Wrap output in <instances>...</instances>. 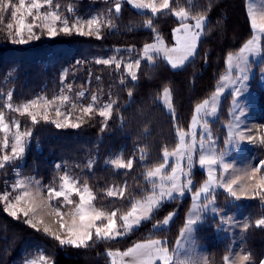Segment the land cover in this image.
Returning a JSON list of instances; mask_svg holds the SVG:
<instances>
[{"label": "trees", "instance_id": "1", "mask_svg": "<svg viewBox=\"0 0 264 264\" xmlns=\"http://www.w3.org/2000/svg\"><path fill=\"white\" fill-rule=\"evenodd\" d=\"M54 1L61 5L64 14H68V8L72 7L73 14L81 17L107 12L112 7L105 0ZM170 3L174 7H185L192 14L206 11L197 53L179 70L171 69L162 59L153 64L141 62L136 81L124 74L123 69L118 74L114 66L97 65L95 60L139 54L143 45L153 43L157 35L167 47L174 46L173 29L178 28L180 22L171 13L153 16L122 3L121 13L113 16L115 28L103 29L99 40L76 33L55 37L45 34L40 39L19 44L10 42L6 33L0 32V111L9 122L18 120L23 131L31 132L30 147L24 158L0 169V192L6 187L9 189L14 170L19 168L21 173L55 187L59 186V177L67 172L81 184L87 182L96 197L93 203L98 209L119 210V215L128 210L132 198L149 194L151 184L145 173L164 162L162 154L165 150L176 148V127L187 130L195 106L209 99L220 82L226 70L227 55L238 52L253 34L247 0H170ZM146 19L153 20L155 32L143 27ZM62 76L63 84H73V97L75 92L84 90L87 92L86 102L93 93L101 96V102L109 98L117 101L106 125L98 115L91 119L84 117L86 122L80 121L78 128H57L51 121L43 119H37L33 124L27 115L2 107L9 92L13 94L14 105L41 95L55 96L63 87ZM98 76L99 80L96 79ZM252 86L258 94L264 116V92L258 84V75ZM165 88L171 94L173 115L166 112L161 102ZM230 103L231 97L227 95L221 104L218 120L212 124L214 129L223 130L220 125L228 122ZM5 151L9 152L8 149ZM141 152L145 154L143 160ZM114 155H120L125 162L133 159V168L115 169L108 165L109 158ZM192 177L195 179L194 192L206 176L196 169ZM125 185L126 197L105 195L108 189ZM225 197L219 195L220 206H227ZM191 203L189 196L165 202L150 220L141 223L129 235L114 240L94 239L88 246L76 248L59 245L43 231L24 224L22 216L19 219L11 217L0 202V264H22L25 259L41 254L47 256L51 264H110L109 251H125L148 238L166 239V246L171 250L185 224ZM242 204L251 216L244 248L254 261L259 262L264 259V227H257L254 222L264 210L256 200ZM170 212H175L176 216L169 227L154 230V226ZM217 222L211 219V223L196 231L198 243L208 250L209 264H223V256L229 254L230 240L219 236Z\"/></svg>", "mask_w": 264, "mask_h": 264}, {"label": "snow or ice", "instance_id": "2", "mask_svg": "<svg viewBox=\"0 0 264 264\" xmlns=\"http://www.w3.org/2000/svg\"><path fill=\"white\" fill-rule=\"evenodd\" d=\"M105 3L112 5L107 12H101L88 19L69 18L61 10V5L54 0H0V32L6 33L8 40L12 43L24 44L33 39H40L41 35L55 37L58 34L70 35L76 33L81 36L95 37L102 39V30L105 28H115L113 20L114 15L122 11V3H126L137 10L148 9L155 16L158 13L168 12L178 18L180 26L173 29V35L176 38V46L166 48L160 37L156 36V43H145L141 49V58L125 62L113 55L108 58L96 59L97 65L114 66L116 73H123L137 80V72L141 61L146 59L151 62L154 59L152 55L163 54L172 69H177L184 65L186 61L194 57L198 50V40L202 36V29L205 27L206 11L192 14L189 9L181 6H173L170 0H105ZM72 12L71 7L68 8ZM249 17L251 20V29L253 34L235 54L227 55L226 64L229 69V75L221 76V84L218 85L212 93L211 99H205L202 103L195 106L194 114L191 116V122L188 130L185 131L179 126L176 127V136L178 143L176 150L163 152V163L158 167L150 168L145 173L146 180L151 184L149 194L141 198H132L129 201L130 207L124 214L119 215V210H99L93 207V201L96 199L90 190L87 182L83 186L79 185L75 177L67 172L59 177V187L52 185H41L39 180L31 177L17 179L11 185V190L7 187L0 192V202L4 204V211L15 219L23 217V223L29 227L43 231L51 236L59 245H70L76 248L88 246L90 241L95 240H114L117 237L125 236L134 227L139 226L143 221L150 220L152 214L158 210L165 201L174 199V193L183 196L185 189L193 183L188 177L191 175L193 166V154L197 151L199 145L198 164L201 168H208V178L204 183L191 194L193 208L190 210L188 218L181 229V237L184 240H190L194 231V226L202 220V213L211 210L219 214L216 207H210L214 204V199L209 200L205 197V203L197 204L202 194L210 193L211 190L219 187L235 200L241 198H259L264 205V159L259 160L255 165L249 163L243 168L235 169L228 176L233 165L223 162V154L217 156L210 148L206 149V142L211 143V133L208 132L207 140L203 130L207 129V124L201 125L202 132L199 141L196 139V129L194 126L200 125L198 117L201 113L212 115L216 111V104L221 94L228 86H234L233 98L239 97L247 91L246 82L249 80L251 65L249 56L253 58L261 55L260 35L264 34V13L259 18L252 7L249 8ZM29 18H31L29 20ZM193 21L187 23L186 21ZM145 29H156L153 27V20L146 19L143 23ZM39 29V34L35 31ZM118 51V50H117ZM133 51V49H128ZM235 75H232V70ZM91 76V73H89ZM97 80L100 77H96ZM264 80V74L261 76ZM64 77H61L63 84ZM124 83L123 78L120 81ZM64 88L67 89L65 93ZM73 92V84H63L61 93L51 100L44 97L29 100L20 105L12 103V92L7 93V100L2 107L11 112H19L20 115L27 114L31 117L33 124L37 122V117L41 115L44 121L49 120L48 110L54 107L56 119L51 122L57 128L72 127L78 128L80 123L72 122L69 117L79 108L80 115L76 120L86 122L84 117L91 119L93 115L102 118L104 124L111 118L114 106L117 101L109 98L107 102H101V96L93 93L91 102L87 105L80 103V99L86 96V91L75 92V99L69 94ZM165 97L168 95V89H164ZM111 96V94H110ZM132 93L129 92V98ZM211 104V112L207 108ZM68 108L67 113L62 108ZM243 114V110H241ZM15 127V131H13ZM229 132L225 144L238 145V142L247 141L251 144L264 146V131L259 136L252 134V129L242 130L240 116H235L233 121L227 125ZM264 128V126H262ZM0 133H4L3 140H0V169L18 158H21L25 152L27 138L31 135L29 131H20V124L13 119L6 123L5 114L0 111ZM11 134V139H9ZM10 147V152L5 151ZM144 153L141 152V160L144 159ZM185 161V166L180 163H173L171 171H166L169 164V158ZM133 159L126 162L120 158L111 161V164L117 169H132ZM220 165L219 177L215 174L213 166ZM92 164L89 162L88 167ZM59 167V166H58ZM181 177H184L182 180ZM126 185L123 188H111L105 193L107 197H126ZM79 197L78 202L73 196ZM62 198V199H61ZM55 201V203H52ZM72 205L73 207L65 213L62 208ZM53 217L52 224L58 225V229L53 228L52 224L46 222L44 216ZM175 213L170 212L163 219V225H168ZM68 217V219H66ZM99 222V223H98ZM222 224L233 223L230 217H222ZM257 227L264 226V218L255 221ZM156 226H154L155 228ZM249 227L247 223L242 225V230ZM182 247V245H180ZM113 257L112 264H209L206 258L197 255L190 256L187 259L180 258L178 249H171L166 246V241L161 239L148 238L142 242H136L122 252L107 253ZM223 264H254L250 254L238 252L234 256L226 254L223 256ZM26 264H51L50 259L41 254L36 259L26 261ZM259 264H264V259L259 260Z\"/></svg>", "mask_w": 264, "mask_h": 264}, {"label": "rangeland", "instance_id": "3", "mask_svg": "<svg viewBox=\"0 0 264 264\" xmlns=\"http://www.w3.org/2000/svg\"><path fill=\"white\" fill-rule=\"evenodd\" d=\"M72 9L74 10V8H72ZM135 10H137V9H135ZM137 11L151 13L150 10H148V9L137 10ZM65 15L68 16L69 18H72V19H75L77 17L81 18V19H88V18H91L92 16H94V15H91L89 17H81V16L73 14V11L72 12L68 11V14H65ZM30 19L31 18H29V20ZM176 19L178 20V18H176ZM186 22L187 23H193V21H191V20L186 21ZM35 31L37 33L40 32L39 29H35ZM201 31H202V35H203V29ZM258 35H260L261 55H259L256 58L249 56V63L251 65V70L249 72V80L246 82L247 91L243 92L241 96L235 98V100H234L233 95H232V93L234 91V86L230 85V86L226 87L225 91L221 94V97L217 101L215 113H213L212 115H205L204 113H201L200 116L198 117V119L200 121V125L194 126L196 129V133H197L196 139H197V141H199V139L201 137V132H202L201 125H203L205 123L207 124V129L203 130V134L205 136V139L207 140V135H208V132L210 131L212 140H211L210 145H209V143L206 142L205 148L206 149L210 148L217 156H220L221 154H223V162L230 163L233 165V169H230L229 173H225L226 176H228L230 173L234 172L235 169L243 168L245 165H247L249 163L255 165L259 162V160L264 159V146L259 145V140H258L257 144H255V145L251 144L247 141L238 142L237 146H234L231 143L227 144V145L225 144V140L228 138V132H229L227 125L229 124L230 121H233L235 119V116H240V122H241V129L242 130L252 129L253 130L252 134L254 136H257V137L259 136L260 132L264 131V128H262V126H264V116H263V112L261 110V107L259 106V97H258V94H256V92L252 86L254 77L256 75H258V84L264 92V80H261V76H262V74H264V49H263L264 48V34H258ZM160 39L163 41L162 38H160ZM174 39L176 41L175 36H174ZM199 40H198V42H199ZM153 43H156V39ZM163 45L166 48H170V47L166 46L164 41H163ZM175 46H176V44L172 47H175ZM129 52H131V51H129ZM152 55L154 56L153 61L149 62L146 59H143L141 62H147L149 64H153L156 62L157 59H162L168 64L167 59L163 56V54L156 55L155 53H153ZM105 58H107V57H105ZM117 58H119L125 62H128L131 60L140 59L141 58V52L139 54L129 55L128 57H123V56L117 55ZM99 59H102V58H99ZM188 61H186L185 64ZM168 65L171 67L170 64H168ZM184 65H181L177 69H173V70H179V69L183 68ZM258 65H260V68L258 67ZM171 69H172V67H171ZM135 70L137 72L138 69H135ZM227 75H229V69H228L227 64H226V70L222 74V76H227ZM232 75L233 76L235 75L234 69L232 70ZM220 84H221V81L218 83V85H220ZM64 91H65V93H67L66 88L64 89ZM60 93H61V90L55 96H53L51 98H49L45 95H41L39 97H44L45 99L51 100L54 97L58 96ZM69 94L72 96L71 93H69ZM86 94H87V92H86ZM227 95H229L231 97L230 109H229V113H228V122L226 124L220 125L221 128H223V130H221V129L218 130V128L214 129L212 124H213V122L218 120L221 104ZM85 97L80 99V103L83 105H87L88 103L91 102V99L89 101L87 100V102L84 101ZM37 98L38 97H36L34 99H37ZM73 99H75V97H73ZM210 99H211V97L208 100H210ZM161 102L164 105L166 112L168 114L173 115V106H172L171 94H170L169 90H168L167 97H165V93H163L162 98H161ZM241 110H243V114H241ZM40 111H41V115L38 116L37 119H43L42 118L43 109H41ZM62 111H65L67 113L68 108L67 107L62 108ZM207 111L211 112V104H209ZM15 113L20 115L19 112H15ZM25 115H27V114H25ZM48 115H49L48 121H52L53 119H56L54 107L49 108ZM77 115H80L79 108H77L72 113V115L69 117V119L74 123H80V121L76 120ZM28 117L31 119L30 116H28ZM5 118H6V116H5ZM6 123H10L7 120V118H6ZM15 130H16L15 127H13V131H15ZM187 130H188V128H187ZM187 130H185V131H187ZM20 131H23L21 129V126H20ZM30 136L27 138V143L25 145V152L23 153L22 157L18 158V159H23L25 154H26L27 149H29V147H30L29 141L31 139ZM3 138H4V133H2V139L1 140H3ZM9 139H11V134H9ZM177 140H178V138H177ZM220 141L222 142L221 144H220ZM8 150L10 152V147L8 148ZM175 150H176V148H174L173 150H171L169 152H173ZM199 154H200V150H199V145L197 144V151L193 154V166L191 169V175L188 177V179H191L193 183L189 186L188 189H185V194L183 196H179V195L174 193L173 194L175 196L174 199L182 200L187 196H189L191 198V194L193 192L192 188L195 184V179L192 177V175L196 169L200 172H203L206 176V179L208 178V168L207 167L201 168L198 164ZM116 158L122 159L120 155H114L111 158H109L107 164L114 167L111 164V161L116 159ZM173 163H180L182 166H185L186 171L188 170L186 165H185V161H180V160H178V158L174 159V158L170 157L169 158V164H168V166H166V171H168V172L171 171V165ZM58 164H60V163H58ZM213 167L215 169V174L218 178L219 172H220L219 163ZM115 169H117V168H115ZM69 175L72 176L71 174H69ZM27 177H31L34 180H38L34 176H27L26 174L21 173L19 168H15L12 184H14L17 179H24ZM181 179L183 180L184 177H181ZM77 182L79 185L83 186V184H81L78 180H77ZM11 185L9 187V190H11ZM41 185L47 186L43 182H41ZM57 187H59V186H57ZM118 188H122V187H118ZM220 194H223L224 196H226L225 202H226L227 206L221 205L222 206L221 207L220 204L218 203V197ZM205 197H207L209 200L214 199V204H212L210 207H216L219 210V214L211 212L210 209H209V211L202 213V220L197 225L194 226V231L192 233L191 239L190 240H184L181 237V233H180L176 243L174 244L173 249H178V251L180 252V258L181 259H187L190 256L197 255V256H200L202 258H206L208 260V250L204 245L198 243L196 231L199 227L203 226L204 224L211 223V219H212V220L218 221L217 222V230H219L218 231L220 233L219 236L220 237L223 236V237L228 238L230 240L229 254H231L233 256L238 252H243V253L248 254V252L244 248V242L247 238V234L249 232V228L251 225V216L248 213L245 205L242 204V202L256 200V202H258L264 210V205L261 204L260 199L257 197V198H241L240 200H235L234 198L230 197L228 195V193H226L222 188L217 187L214 190H211L210 193L202 194L201 199L199 201H197V204L205 203L206 202ZM72 198L77 202L79 200V197H77L75 195ZM174 199H171L170 201H172ZM191 200H192V198H191ZM170 201H165V202H170ZM52 203H55V201H53ZM72 207H73L72 205H69L68 207L62 208V211L67 213ZM93 207L97 208L94 205V203H93ZM192 208H193V201L191 203L189 212ZM189 212L187 213L186 219L188 218ZM173 213H175V212H173ZM175 216H176V213H175L174 217L172 218V220H170L168 225H163V221L161 223L156 224L155 225L156 227L154 228V230H162V229L168 228L169 225L171 224V222L173 221V219L175 218ZM222 217H230L231 220L233 221V223L222 224L220 222ZM44 218H45L47 223L52 224L53 217L45 215ZM261 218H264V211H263V213H261L259 219H261ZM66 219H68V217H66ZM244 223H247L249 225V227L246 230H242V225ZM254 224H255V222H254ZM52 226H53V228L58 229V225L52 224ZM139 226L134 227V229L132 231H130L127 235H129L131 232H133ZM260 227H264V226H260ZM127 235H125V236H127ZM125 236H121V237H125ZM121 237H117V238H121ZM161 240L167 241L166 239H161ZM180 245H182V247H180ZM113 252H122V251H113ZM38 256L39 255H37L35 257L27 258L23 261L22 264H26V261L36 259ZM112 260H113V257H110V264H112ZM253 262H254V264H259V262H256L254 260H253Z\"/></svg>", "mask_w": 264, "mask_h": 264}, {"label": "crops", "instance_id": "4", "mask_svg": "<svg viewBox=\"0 0 264 264\" xmlns=\"http://www.w3.org/2000/svg\"><path fill=\"white\" fill-rule=\"evenodd\" d=\"M246 7H247L248 16H249V8L252 7L257 15V18H259L261 13H264V0H247Z\"/></svg>", "mask_w": 264, "mask_h": 264}]
</instances>
